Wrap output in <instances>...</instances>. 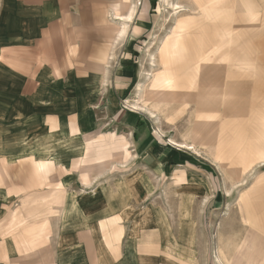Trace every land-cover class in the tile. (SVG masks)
Segmentation results:
<instances>
[{"label": "crops", "instance_id": "obj_1", "mask_svg": "<svg viewBox=\"0 0 264 264\" xmlns=\"http://www.w3.org/2000/svg\"><path fill=\"white\" fill-rule=\"evenodd\" d=\"M65 5L66 0H0V264H181L150 253L152 246L196 264L197 236L190 216L179 228L167 208L149 204L158 190L157 178L177 181L167 176L171 163L152 159L154 153L165 157L172 150L156 147L161 135L148 129L146 113H125L131 127L125 134L130 141L136 135V148L153 162L138 163L140 171L116 185L93 187L97 180L85 189V175L75 162L82 135L96 118L88 105L99 82L81 81L84 63L68 56L98 54L100 43L79 36L86 23L69 18ZM221 20L229 22L222 15ZM195 39L167 47L176 73L190 77L199 70L190 64L192 51L198 56ZM206 47L200 55L210 54ZM219 88L198 91L194 105L200 121L206 122L201 134L214 121L223 123L217 132L227 121L252 113L245 79H227ZM177 141L171 144L194 150ZM149 169L155 177L156 170L164 176L153 179ZM190 195L186 190L166 199H189L180 209L185 213L195 201Z\"/></svg>", "mask_w": 264, "mask_h": 264}, {"label": "rangeland", "instance_id": "obj_2", "mask_svg": "<svg viewBox=\"0 0 264 264\" xmlns=\"http://www.w3.org/2000/svg\"><path fill=\"white\" fill-rule=\"evenodd\" d=\"M168 1L179 4L180 11H172L164 0H66L68 17L86 23V31H80L79 36L84 34L92 44L97 40L100 43H96L100 47L98 54L68 56L71 62L84 63L86 70L81 73L84 76L81 81L85 84L99 82L92 94L95 99L88 105L89 112L95 113L96 118L91 129L81 134L84 143L75 163H79L85 175V189L97 180L98 185L93 187L116 185L120 179L137 174L138 163H152L147 160V152L140 153L136 148L133 139L138 137L133 135L130 141L131 136L125 134L131 129L125 113H139L128 106H144L146 126L152 134L163 137L159 136L162 143L156 141V147L172 150L165 157L154 153L152 159L157 163H171L169 166L173 167L167 176H174L177 181L157 178L161 183L154 185L158 190L149 204L167 208L172 223H181L179 228L190 216L189 222L196 228V264H221L217 259L219 249L225 255L223 264H264V0H248L253 4L252 16L247 13V5L245 7L247 0ZM134 6L138 10L128 25L130 30L120 37L122 24L113 20L114 15L126 16ZM206 14L212 20L218 17L217 25L229 31L224 42L215 44L210 40L206 60L192 51L190 64L199 69L193 77L176 73L172 63L161 67L159 53L165 44L181 47L182 43H191L200 29L182 36L177 33L179 24ZM221 15L229 22L223 24ZM238 18L240 23L236 21ZM206 24L209 25L208 20ZM151 59L155 60V67ZM232 78L249 83L252 113L239 120L238 125L228 123L221 129L219 146L209 149L203 145L204 140L223 123L214 121L201 134L206 122L200 121V111L197 113L194 102L200 89L212 86L218 91L225 80ZM138 84L143 86L141 94L136 91ZM148 109L156 114L157 120ZM170 139L177 143L184 140L183 144L192 145L194 150H181L172 145ZM178 151H181L179 156L174 154ZM222 160L227 163H221ZM39 168L42 170L41 165ZM154 172L156 177L164 176L162 171ZM148 175L156 178L151 169ZM186 190L195 201L183 213L180 209L186 208L189 199L182 200L180 196L179 201H173L166 197ZM247 197L248 208L243 204V198ZM151 248L150 253L188 264L161 247Z\"/></svg>", "mask_w": 264, "mask_h": 264}, {"label": "bare ground", "instance_id": "obj_3", "mask_svg": "<svg viewBox=\"0 0 264 264\" xmlns=\"http://www.w3.org/2000/svg\"><path fill=\"white\" fill-rule=\"evenodd\" d=\"M164 3L166 4V5H168L169 6V8H171L172 9V11H176V10H179V9H181V6L179 5V4H174V3H169V1L168 0H164ZM134 5V4H133ZM132 5V6H133ZM246 5H247V7H246ZM245 7L247 8V13L249 14V16H252L253 14H254V8H253V4L251 3L250 4V2L247 0L246 2H245ZM138 10V8L137 7H132L131 9H130V12H128V14L126 15V16H118V15H114L115 16V18H113V20L115 19V20H119V21H121L120 23L122 24V29H121V31H120V37H124L127 33H128V30H130L129 28H128V25H129V23H131L132 21H133V19L135 18V15H136V11ZM180 11V10H179ZM205 17H207V19L205 18ZM207 20H208V22H209V25L208 24H206V22H207ZM218 20V17L216 18V20H212V19H210V16L207 14L206 16H204V17H202V16H199V17H194V18H190V19H188L186 22H183V23H181V24H179V27H178V31H177V33H178V35H182V36H187V34H192V32L196 29V28H200V29H198V31L197 32H195V34H194V36L195 37H197V39H195V40H197V41H195V42H193V47H195V49H196V51H197V54H198V56L199 57H201V58H203V59H206L208 56L206 55H200V53L201 54H204L203 52H202V48L203 47H205V46H210V40H213L214 41V43L216 44L217 42H219V43H223L224 42V40L226 39V34L229 32L227 29H223V28H221L220 26H218L217 24V21ZM200 38H205L206 39V41H204L203 39H200ZM234 38H236V35H235V37ZM199 39V40H198ZM214 43H213V45H214ZM218 45V44H217ZM248 46H249V48H250V50H253V47L251 46V43L250 42H248ZM168 47V45H164V48H163V50L159 53V55H160V64L162 65V66H167V65H169L170 64V61H171V54H170V52H169V49L167 48ZM160 50V49H159ZM158 55V54H157ZM110 58V57H109ZM152 60V59H151ZM152 65L155 67L156 65H155V60H152ZM150 65H151V63H150ZM160 66V65H159ZM161 66V67H162ZM194 73H192V75H193ZM149 75H151V74H149ZM146 77V76H145ZM147 78H148V76H147ZM152 80V79H151ZM151 82V81H150ZM143 84V83H142ZM142 89H143V86L141 85V84H138L137 85V93H142ZM147 89V88H146ZM218 89H220V88H218ZM147 99V98H146ZM223 101V100H222ZM137 103V102H136ZM128 107H130L132 110H135V111H139V112H146L147 110H145V108H144V106H141V105H138V104H133V105H130V106H128ZM148 111H149V114H151V116H152V118H154V119H156L157 117L155 116L156 114L154 113V112H152V111H150L149 109H148ZM158 116V115H157ZM157 120V119H156ZM155 120V121H156ZM231 126H233V125H238V123H239V121H230V122H228ZM227 123V124H228ZM226 124V125H227ZM256 123H254V125H255ZM225 125V126H226ZM224 126V127H225ZM223 127V128H224ZM222 128V129H223ZM161 134L163 135L164 134V132H161ZM165 135V134H164ZM221 136H222V131L220 130V131H217V132H215L209 139H208V141L205 143V147H209V149L210 148H216V147H218L219 146V143H220V138H221ZM169 142L170 143H172V144H176V143H174V141H172L171 139L169 140ZM231 154H232V150L230 151V152H228L227 153V159L231 156ZM227 159H226V161H227ZM226 161H224V160H222V162L221 163H227ZM225 168H227L226 166H225ZM232 173L234 174L235 173V171L234 170H232ZM241 182H243V181H241ZM255 186V185H254ZM254 188V187H253ZM252 189V188H251ZM248 199V197L247 198H243V204H245V206H249L250 204H249V201L247 200ZM222 235V234H221ZM220 240V239H219ZM218 242V241H217ZM223 245V244H222ZM221 245V246H222ZM220 246V247H221ZM224 248V247H223ZM169 249V248H168ZM171 251V250H170ZM239 251V250H238ZM168 253H170V254H174V253H171V252H169V251H167ZM180 257V256H179ZM176 258V257H175ZM228 258H229V256H228ZM217 259H218V261L221 263V264H223L224 263V261H225V255H224V252H223V250L222 249H219V253H218V256H217ZM189 260V259H188ZM224 260V261H223Z\"/></svg>", "mask_w": 264, "mask_h": 264}]
</instances>
